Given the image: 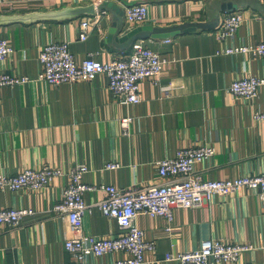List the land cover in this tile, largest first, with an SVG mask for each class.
Returning a JSON list of instances; mask_svg holds the SVG:
<instances>
[{
  "label": "crops",
  "instance_id": "obj_1",
  "mask_svg": "<svg viewBox=\"0 0 264 264\" xmlns=\"http://www.w3.org/2000/svg\"><path fill=\"white\" fill-rule=\"evenodd\" d=\"M108 1L123 11L131 4L129 0H3L0 37L14 49L3 68L31 81L0 89V173L85 165L87 184L139 188L160 182L159 161L174 158L184 148L212 145L215 155L194 167L203 180L264 174V124L253 120L255 111L264 112V86L251 101L237 99L227 90L245 76L264 79V59L222 53L225 48L264 43V0H137L148 8L143 25L216 24L214 30L142 40L167 64L157 82L141 83L138 104L115 101L105 74L91 82L59 86L38 81L40 51L51 42H68L78 63L91 53L102 63L128 53L131 47L123 51L109 42L115 13L107 9L103 14L98 9V4ZM93 4L95 16L38 19ZM236 12L243 16L240 27L226 40L219 39L220 20L225 13ZM86 20L91 33L81 41V23ZM140 26L126 28L124 15L120 37ZM128 118L132 122L124 134L121 121ZM109 163L118 167L106 169ZM67 183V178H61L41 191H0V208L35 212L17 229H0V264H66L71 260L64 246L74 236L67 216L52 212ZM104 198L102 191L85 195L89 205ZM136 225L146 240L157 245L156 252L146 255L148 264H175L166 261L165 255L197 250L208 240L250 245L254 250L241 254L237 264H264L260 249L264 246V208L254 192L215 196L198 208H175L169 232L165 219L146 214L139 215ZM120 232L117 221L97 208L85 215V235L108 238ZM127 257L117 252L89 257L87 264H113Z\"/></svg>",
  "mask_w": 264,
  "mask_h": 264
},
{
  "label": "built area",
  "instance_id": "obj_2",
  "mask_svg": "<svg viewBox=\"0 0 264 264\" xmlns=\"http://www.w3.org/2000/svg\"><path fill=\"white\" fill-rule=\"evenodd\" d=\"M124 15L126 28L143 25L147 21L148 8L137 0H129ZM3 0H0V7ZM105 12H103L104 14ZM243 21L241 13H225L216 31L219 39L232 36ZM91 33L90 22L82 21L79 39L86 41ZM14 53L10 43L0 37V89L16 87L31 81L30 77L12 74L4 70L3 63ZM223 54H252L264 59V43L257 45L230 47ZM42 70L38 81L52 86L65 83L91 82L98 75L105 74L109 79V90L115 101L123 104H138L142 101L140 86L147 79L157 82L164 72L167 60L148 48L144 41H136L128 53L115 57L108 63L95 59L93 53L78 63L70 50L68 42H51L43 46L39 55ZM264 79L245 76L232 82L228 92L243 101L257 99ZM253 120L264 124V112L255 111ZM132 119L121 121L124 134L129 133ZM216 153L212 145H194L181 149L172 159L157 163L159 183L145 187L119 189L107 185H90L84 181L88 173L85 165H76L65 170L43 166L28 169L14 175L0 173V191H41L51 187L57 180L67 178L62 200L52 212L67 216L72 238L65 241V249L71 260L66 264H87L89 257H103L112 253H125L127 258L113 264H148L146 255L156 252L155 241L145 239L144 232L136 225L141 214L160 217L167 223L169 232L174 220V209H192L210 203L215 196L229 197L244 191L257 194L264 208V174L243 176L226 180H203L195 174L194 167L213 157ZM118 165L109 163L106 169H115ZM93 191H102L105 198L94 205H89L85 195ZM97 208L101 214L117 221L121 232L113 237H94L83 233L84 218L87 213ZM30 209L0 208V229H17L26 217L33 216ZM260 249L264 250V246ZM254 250L250 245L225 243L208 240L194 251L168 253L165 260L175 264H237L241 254ZM256 264V263H249Z\"/></svg>",
  "mask_w": 264,
  "mask_h": 264
},
{
  "label": "water",
  "instance_id": "obj_3",
  "mask_svg": "<svg viewBox=\"0 0 264 264\" xmlns=\"http://www.w3.org/2000/svg\"><path fill=\"white\" fill-rule=\"evenodd\" d=\"M98 9L105 12L111 9L115 13L114 23L110 30L109 42L114 44L118 49L126 51L139 40L146 39H168L177 37L181 34L194 33L197 31L214 30L216 24L207 23H184L182 25H174L169 27H157L150 24L140 26L126 35L120 37L124 25V11L113 2H103L98 4ZM84 15L95 16L96 6L89 5L87 7L68 8L58 12H51L38 16L39 21H63L72 20ZM3 17L0 16V25Z\"/></svg>",
  "mask_w": 264,
  "mask_h": 264
}]
</instances>
